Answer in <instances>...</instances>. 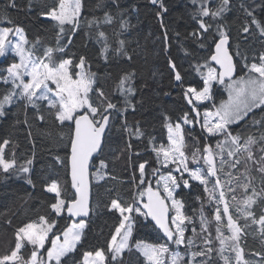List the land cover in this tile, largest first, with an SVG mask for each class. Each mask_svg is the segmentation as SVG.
<instances>
[{"label":"trees","instance_id":"1","mask_svg":"<svg viewBox=\"0 0 264 264\" xmlns=\"http://www.w3.org/2000/svg\"><path fill=\"white\" fill-rule=\"evenodd\" d=\"M221 3L222 0H207V3L204 0H197L196 3L193 0H161L157 4L151 3V0H81L78 27L74 28L70 24L61 26L48 18L50 10H58L59 0H15L14 8L8 7L9 0H0L1 28L21 29L26 35L29 51L36 58L43 59L50 48L53 49L52 59L55 62L71 60L73 76L78 74L76 65L83 58L86 73L94 76L89 102L93 106H101V111L109 102L115 105L108 112L111 126L103 151L93 164L92 216L86 221L87 229L76 251L64 257L60 264H83L86 253L94 255L98 250L104 251L107 264H148L135 244L163 245L172 250L178 248L176 243H170L163 236L148 216L134 211L131 250L118 260H113L108 250L115 229L123 219L118 210H110L113 201L119 202L122 207L132 206L147 213L144 204L148 200L149 186L167 198L158 180L163 174L173 173L176 165L163 170L160 150L161 146L164 150L169 149L168 126L182 123L185 116L194 124L184 130V150L189 162L192 163V153L199 149L200 162L204 164L202 157L207 154L204 149L209 145L221 158L218 157V172L216 177L210 178V185L213 188L214 182L219 179L230 216L243 230L238 248L244 249L245 263L239 264H264L262 226L253 223V219L258 220L264 215V173L258 170L264 167V161L260 159L264 155L260 151L264 148V141H259L264 136V107L256 109L245 121L228 129L232 136L240 137V151L231 148L232 155L227 150L220 154L216 145L222 148L224 139L230 140V137L221 135L216 140V137L207 134L202 125L205 111L227 100L225 84L215 83L211 101L202 105L194 101L192 94L186 95L188 88L202 91L206 87L197 68L211 63L216 45L224 36L231 39L238 77L247 76L249 71L245 65L259 64L260 57L264 55V35L261 34V28H264V0H230L228 10L220 16L201 15L202 8L211 12ZM165 8L167 11H164ZM106 16L111 17V23H105ZM201 22L209 26L206 32L200 28ZM60 48L64 51H58ZM13 63H19L18 56L0 57V98L13 90L18 94L13 97L11 105L5 106V115L0 117L3 158L8 162L15 161V167L9 172L0 167V257L14 249L18 229L37 223L42 217L49 223H55V230L44 252L57 235L62 236L71 227L73 221L66 212L59 216L51 208L59 199L55 193L46 191L51 183L58 184L66 208L76 200L70 179L74 125L69 122L60 124L56 119L57 108L48 107L47 101H36L34 103L38 106L33 107L26 97L19 98L20 89H15L12 83L2 82L8 79L7 69ZM171 64L175 65V69ZM176 72L181 76L180 81L175 80ZM129 74H132L131 83L126 82L124 88L131 87L132 95L120 88L121 80ZM100 92H103V97ZM40 116L44 119H39ZM256 120L261 123L256 124ZM249 137L259 142L247 145ZM249 152L253 154L252 159H248ZM237 160L239 163H236ZM101 164L106 167L102 168ZM142 164L145 165L143 177L139 171ZM24 167L29 168V172H24ZM96 167L101 169L100 181L96 178ZM177 179L180 186L175 198L182 203L186 218V246L180 248L186 258L181 263L237 264L236 251L234 254L225 250L221 252L223 244L217 239L221 232L225 238L232 235L227 227L228 216L223 211L218 185H215V195L210 199L201 183L191 181L186 174L182 177L177 174ZM182 179L188 180L190 186L185 187ZM29 180L32 183H28ZM246 185L247 192L244 191ZM253 191L256 203L246 208L244 202L253 195ZM217 209L221 215L219 222L215 220ZM249 212L254 216L245 219ZM217 227H220V232H217ZM228 240L231 241L225 239V242ZM208 248L211 252L193 258L194 253ZM31 251L32 247L26 245L22 250L25 259L29 258Z\"/></svg>","mask_w":264,"mask_h":264},{"label":"snow or ice","instance_id":"2","mask_svg":"<svg viewBox=\"0 0 264 264\" xmlns=\"http://www.w3.org/2000/svg\"><path fill=\"white\" fill-rule=\"evenodd\" d=\"M161 0H151V3L157 4ZM197 0H193L196 3ZM207 3V0H204ZM230 0H222L219 8L214 11H209L206 8H202L201 15L209 16L212 15L214 18L220 16L222 13L228 10V5ZM8 7H16L15 0H9ZM164 11H167L165 8ZM81 12V0H59V7L57 9H52L48 13V16L57 21L59 25L63 26L65 24L73 25L74 28L78 27L79 15ZM248 15H252L251 12ZM111 17H105V23H111ZM254 24L260 28L257 21L253 20ZM207 25L203 22L200 23V28L203 31L208 30ZM247 27L245 31H247ZM63 32V28L60 29ZM261 34L264 35V28H261ZM103 36V33L100 34ZM193 35H196L195 33ZM223 35V34H222ZM10 36H16L20 38V43H13L9 39ZM71 41H69L70 43ZM28 41L24 39L23 31L19 28L12 30H0V57H4L6 54L10 53L13 49L16 55L20 57L19 63H13L8 69V79H4L3 83H12L15 89H20L19 98L28 99V102L32 104L33 107L38 105L34 101L49 100V95L53 94L59 97L58 101H50L48 107L57 108L58 112L56 119L60 124H64L66 121L74 125V131L72 133V144H71V167H72V180L73 187L79 193V199L72 202L67 208L65 207V200L58 199L57 203L51 205L52 210L57 215H62L65 212L69 216H87V200H88V164L91 157L101 151V144L103 136L105 133V128L109 122L108 112L109 109L115 108L112 103H107L103 110H100L101 106H93L89 102V93L92 91V85L94 83V76L86 73L85 61L83 58L80 59L76 67L80 70L78 73V78L73 79L70 74L69 67L72 64L71 60H66L63 62H55L52 59L53 49H47V55L43 59H32L31 54L26 52L24 49V44ZM123 43V42H121ZM227 44V37L224 36L216 46V55L212 56L211 59L215 61L223 71L216 74L214 68L208 69L207 74L204 77L206 87L202 91L197 92L195 88H188L186 95L192 94L195 100L199 102H204L205 100H211V86L213 82L218 84H224L225 77L231 80L233 74L236 72V65L232 62V57L228 55L224 45ZM34 46V45H33ZM58 51H64L63 48L58 49ZM107 51V49H105ZM131 59V57H129ZM46 61V62H45ZM260 63H252L250 66L245 65L248 68L249 73L258 74L256 76L249 75L247 79L240 78L232 85H229V99L225 103L216 109L215 112H205V120L203 122V128L207 131L210 136L224 135L231 138V144L235 146L234 151H240V137L232 136V133L228 130L229 125L234 123H239L243 120L249 112L256 108L264 107V55L260 57ZM175 69V65H170ZM207 67V65H205ZM30 77L28 82H25V77ZM132 74L126 75L120 83V88L127 91L130 95L134 94L131 87L124 88L125 83H131ZM175 80L180 81L181 76L179 72L175 73ZM49 84L55 85L56 91L52 92ZM39 93V95H38ZM18 94L15 90L8 92L2 98H0V117L5 115V106L11 105L13 103V97ZM99 95L103 97V92ZM189 103L192 100L189 99ZM199 113L197 112V116ZM39 119L43 120L44 117L40 116ZM213 121H216L213 123ZM184 124L192 123L187 116L183 118ZM256 124H260V120L255 121ZM169 127V132L172 135L169 136L172 146L168 150H164L161 146V153L163 154L164 160L161 162L163 167H168L171 164H179V167L175 168V172L180 173L181 177L184 173H188L191 179L198 180L202 185H207L211 177H216L217 169L214 162V154L212 146H208L204 149L207 153L206 156L202 158L208 165L207 169H195L190 170L188 167L189 157L185 155L183 151L184 147V136L183 129L180 123L175 125V128L171 125ZM259 141H264V136L259 138ZM259 141L253 140L251 137L246 141L247 145H252L258 143ZM227 142V141H226ZM7 146V141H5L4 147ZM220 148V145H216ZM247 151V148H245ZM261 153H264V148L260 149ZM229 152V155H232ZM159 155V153H158ZM252 153L249 152L248 159H252ZM201 153L197 149L191 155V162L194 164L200 163ZM260 159L264 161V155H261ZM255 163V161H253ZM29 163H31L29 161ZM236 163H239L237 160ZM0 167H2L4 172H9L10 169L15 167V161L8 162L3 158V148H0ZM101 167H106V165L101 164ZM145 165L139 166V171L143 177ZM260 172L264 173V167L258 169ZM24 172H29V168L24 167ZM156 171V170H153ZM164 181L163 190L167 193V200L171 201V205L166 202L165 198H161L159 192H153L152 188L149 186L147 189L148 201L144 204V208L147 209V213L141 212L139 208H134L132 206L122 207L117 201H113L110 210H118L122 216V222L119 227L115 229V235L111 238V243L109 246V252L113 253L112 259L118 260L121 258L122 253L125 249H129V238L132 235V222L131 214L135 211L141 216H151L153 220L163 229L165 235L169 240H172L176 244H183L185 237V230L181 227L185 222V217L181 213L182 203L174 199L175 189L180 186L177 182V177L174 175H167L161 177ZM185 187H189L188 180H181ZM28 183H32L31 180ZM140 183L143 184L144 180L141 179ZM219 184V179L217 178L214 182L213 188L209 189L206 187V191L211 199L215 195V185ZM171 185V186H170ZM234 190V189H233ZM49 193H55L57 197L60 196V188L57 183H51L46 189ZM244 191H248V186H244ZM225 193L220 192L219 198L223 201ZM256 196L255 191L253 195L249 196L244 202L246 208H250L256 203L253 198ZM235 199V197H233ZM169 207L175 210V217L171 221L176 227L173 230L169 227L167 216ZM223 211L227 213L229 211L228 205L225 202ZM127 213V215H126ZM253 213L249 212L245 215V219L252 218ZM203 220V217H202ZM215 220L217 222L221 221L220 210L217 209L215 213ZM189 223L191 221L189 220ZM253 223H258L262 226L261 234L264 235V215H262L258 220L253 219ZM86 227L85 223L73 222L72 226L68 228L66 232L63 233V237L57 235L52 241L50 248L44 252L45 244L48 242V236L55 228V223H49L45 218H41L39 225L35 223L27 224L25 227L17 230L16 233V244L14 249L8 255L0 257V264H60L61 259L68 256L69 253L76 251V246L81 242L83 229ZM227 227L231 230V237H223V233L217 239H220L221 244L225 243V239H230L233 242L239 240L241 235V228L233 221L232 217L229 215L227 218ZM126 229V231H125ZM206 230V228H205ZM124 231L122 238L119 243H117V237H121V232ZM195 231V229H193ZM217 232H220V227H217ZM176 237L174 240L173 238ZM189 243H192L189 241ZM211 243V241H208ZM25 245H30L32 247L31 254L28 259H25L22 255V249ZM135 248L140 250L144 257L147 259L148 264H163L161 257L168 252L166 246L154 247L147 244H135ZM131 250V249H129ZM236 251L239 264V257L242 254V249L238 248V245L233 248ZM224 249H221L223 252ZM211 252L208 248L206 251H201L199 253H194L193 258L196 255H206ZM179 257L173 256L172 262L176 264ZM106 256L103 250H98L93 253H86L84 256L83 264H104ZM204 264H207L205 261Z\"/></svg>","mask_w":264,"mask_h":264},{"label":"rangeland","instance_id":"3","mask_svg":"<svg viewBox=\"0 0 264 264\" xmlns=\"http://www.w3.org/2000/svg\"><path fill=\"white\" fill-rule=\"evenodd\" d=\"M81 13V12H80ZM79 17H80V15H79ZM49 19H51L50 17H48ZM0 30H6V29H3V28H1L0 27ZM12 31H14V30H12ZM23 34H24V39H26L27 40V38H26V35H25V33L23 32ZM9 39L11 40V41H13V43H20L21 41H20V38L19 37H16V36H10L9 37ZM28 44H24V49H25V51L26 52H28V53H30L31 54V58L32 59H37L36 57H35V55L31 52V51H29V49H28V46H27ZM7 55H16V53H15V50L13 49L10 53H8V54H6L5 56H7ZM4 56V57H5ZM16 56H18V55H16ZM4 57H2V58H4ZM19 57V56H18ZM19 62H20V57H19ZM46 62V61H45ZM205 65H207V67H205ZM209 67L210 68H214L215 70H216V74H217V76L219 77V70L216 68V67H214L213 65H212V63H207V64H204V65H202V66H200V67H198L197 68V73L204 79V77H205V75L207 74V72H208V69H209ZM69 71H70V74H71V69H70V67H69ZM80 71V70H79ZM84 71H85V69H84ZM86 72V71H85ZM79 73V72H78ZM72 75V74H71ZM249 75H253V76H256V75H258V74H251V73H249L247 76H240V77H237V78H235V79H233V80H231V81H229V82H227L226 84H225V86H224V88H225V91H226V93H227V96H228V98H227V100L226 101H228V99H229V88H228V86L229 85H232L233 83H234V81H236V80H238V79H240V78H245V79H247V77L249 76ZM72 78L75 80V79H77L78 78V74L76 75V76H73L72 75ZM25 79V82H28L29 80H30V77H25L24 78ZM214 84H215V82H213V84H212V86H211V92H210V95L212 96V91H213V87H214ZM49 87L52 89V92L53 93H55V91H56V88H55V85H52V84H49ZM197 92H199V91H197ZM38 95H39V93H38ZM193 96V95H192ZM193 99H194V101L197 103V104H199V105H202V104H204V103H207V102H209V101H211V100H205L204 102H199V101H197V100H195V98H194V96H193ZM59 100V97L58 96H55V95H53V94H50L49 95V100H45V101H47L48 103H50V101H58ZM226 101H224L223 103H225ZM34 102H36V101H34ZM223 103H221V104H223ZM221 104L220 105H218V106H215V108L214 109H211V110H207V111H205V112H215L216 111V109H218L220 106H221ZM58 107H59V105L57 106V110H58ZM256 109H258V108H256ZM256 109H254V110H252L251 112H249L248 113V115L243 119V120H240L239 121V123H234V124H231V125H229V128L230 127H232V126H235V125H238V124H240V123H242L243 121H245L249 116H250V114L251 113H253ZM204 120H205V117H204ZM67 122V121H66ZM216 121H213V123H215ZM181 124V127H182V129H183V136H184V146H185V129L186 128H188V127H193L194 126V124H193V122L192 123H190V124H184L183 123V121H182V123H180ZM172 127H173V129L175 128V125H172V124H170ZM206 131V130H205ZM207 132V131H206ZM169 134L170 135H172V133H170L169 132ZM208 134V133H207ZM209 135V134H208ZM210 136V135H209ZM210 137H212V138H214V137H216V140L218 139V137H221V135H217V136H210ZM227 141V142H226ZM222 142V141H221ZM172 146V144H171V141H170V146H169V148ZM239 147H240V144H239ZM233 149V151H234V148H235V146L234 145H232L231 144V138H230V140H227V139H224V143H223V145H222V148H219V151H220V154L221 153H223L224 152V150L226 151H229L230 152V150H232ZM240 149H241V147H240ZM183 151H184V153H185V150H184V147H183ZM226 151V152H227ZM213 154H214V157L216 158V160H217V162H218V160H219V156L218 155H216V153L214 152V150H213ZM185 155H186V153H185ZM207 154H205V156H206ZM187 156V155H186ZM219 157V158H218ZM221 159V158H220ZM163 160H164V157H163ZM203 161H205V160H203ZM206 163V162H205ZM205 163L203 164L202 162H200V163H198V164H194V163H188V167H189V169L190 170H195V169H207V167H206V165H205ZM171 165H176V167H179L180 165L177 163V164H169L168 165V167H170ZM168 167H164V169L163 170H165V168H168ZM96 170L95 171H97L98 173H97V175H96V178H97V180L98 181H100L101 180V169H99V168H95ZM169 174H171V175H174V176H176L177 177V174H180V173H177V172H175V171H173V173H166V174H163L161 177H163V176H167V175H169ZM184 174H186L187 176H188V178L191 180V181H195V182H199L198 180H194V179H191L190 178V176L188 175V173H184ZM161 177H160V179L158 180L159 182V186H160V188L163 190V183H164V181L161 179ZM177 182L179 183V181H178V179H177ZM200 183V182H199ZM171 186V185H170ZM205 187H207V188H211V185H210V179H209V181H208V184L207 185H204ZM178 190V188H176L175 189V192ZM175 192H174V199L176 200V198H175ZM163 193H165L164 192V190H163ZM166 194V196H167V193H165ZM148 197V196H147ZM59 199H63L62 197H61V193H60V196L58 197ZM166 199V198H165ZM167 200V199H166ZM147 201L148 200H146V202H145V204L147 203ZM66 202V201H65ZM167 202L169 203V205H171V201L170 200H167ZM65 205H66V203H65ZM172 209V208H171ZM174 209H172V217H171V221L174 219V217H175V210L173 211ZM181 213L183 214V210H182V208H181ZM246 213V211L244 212V214ZM63 215V214H62ZM62 215H59V216H62ZM126 215H127V213H126ZM183 216H184V214H183ZM40 222L41 221H39V222H37V223H35V224H37V225H39L40 224ZM81 222H83V223H85V225H86V227L83 229V232H82V237H81V241H82V238H83V236H84V233H85V231H86V229H87V223H86V221H81ZM131 222H132V235H131V237L129 238V249H130V247H131V242H132V237H133V233H134V226H135V223H134V220H133V213L131 214ZM73 223V222H72ZM76 223H80V222H76ZM185 223H186V219H185V222H184V224H182L181 225V227L185 230V235H186V226H185ZM172 224V223H171ZM71 226H72V224H71ZM175 225L174 224H172V229L174 230L175 229ZM54 230H55V228H53L52 229V232L49 234V236H48V240L50 239V237L52 236V234H53V232H54ZM125 231H126V229H125ZM123 234H124V231H122L121 232V237H117V243H119V241H120V239L122 238V236H123ZM241 236V235H240ZM63 237V235L61 236V238ZM176 237H174V239H175ZM239 240H240V238H239ZM46 244H47V242H46ZM46 244H45V246H46ZM80 244V243H79ZM78 244V245H79ZM173 244H174V242H173ZM77 245V246H78ZM236 245H238V241H236V242H233L232 240L231 241H227V242H225L222 246H223V249L228 253V254H234V250H233V248L236 246ZM26 246V245H25ZM77 246H76V248H77ZM176 246L178 247L176 250H172V249H170L168 246H166L167 248H168V252L167 253H165L164 255H163V257H161V259H162V262H163V264H173V262H172V257L175 255V256H177V257H179V259L177 260V262H176V264H182L181 262L186 258L184 255H183V253H181L182 252V250L180 249L181 247H183V246H186V240H185V237H184V243L183 244H176ZM25 248V247H24ZM23 248V249H24ZM22 249V250H23ZM129 249H125V251L122 253V255L127 251V250H129ZM70 254V253H69ZM68 254V255H69ZM112 255H113V253H112ZM121 255V256H122ZM66 257V256H65ZM64 258V257H63ZM62 258V259H63ZM61 259V260H62ZM104 264H107L106 263V260H105V262H104ZM190 264H193V263H190Z\"/></svg>","mask_w":264,"mask_h":264},{"label":"water","instance_id":"4","mask_svg":"<svg viewBox=\"0 0 264 264\" xmlns=\"http://www.w3.org/2000/svg\"><path fill=\"white\" fill-rule=\"evenodd\" d=\"M221 39H222V38H221ZM221 39H220V40H221ZM220 40L218 41L217 45L219 44ZM217 45H216V46H217ZM224 49H226L228 55L232 57V62H233V64L236 65V72L233 74V76H232V78H231V80H233V79H235V78L238 77V66H237V63H236L235 57H234V55L232 54V51H231V39H230L229 37H227V44L224 45ZM216 54H217V53H216V48H215V54H214V55H216ZM214 55H213V56H214ZM211 63H212V65H213L214 67H216V68L219 70V74L223 71V69L220 67V65L217 64V63H216L215 61H213L212 59H211ZM231 80H229L227 77H225V82H224V84H226L227 82H229V81H231ZM224 84H221V85H224ZM108 116H109V122H108L107 127L105 128V133H104L103 140H102V144H101V151L95 153V154L91 157V160L89 161V164H88V172H87V176H88V200H87L88 215H87V216L75 217V216H69V215L67 214V212H66V215H67L69 218H71L73 222L88 221V220L91 218V216H92V209H91V207H92V169H93L94 161H95L97 158L100 157V155H101V153H102V151H103V148H104V145H105V140H106V137H107V135H108V132H109V129H110V126H111V115H108ZM214 162H215L216 169H217V172H218V163H217V160H216L215 157H214ZM70 179H71V183H72V187H73L71 159H70ZM218 188H219V191H220V192H221V191L224 192V191H223V188H222V185H221L220 182H219V184H218ZM73 190H74V192H75V194H76V200L79 199V193L76 191V188L73 187ZM153 192H156V191L153 190ZM160 196H161V195H160ZM161 198H163V197L161 196ZM76 200H75V201H76ZM73 202H74V201H73ZM166 202H167V201H166ZM225 202L227 203V200H226V197H225V195H224V197H223V201H222V203H223V208H224V206H225ZM71 203H72V202H71ZM71 203H69V205H70ZM167 203H168V202H167ZM168 204H169V203H168ZM69 205H68V206H69ZM227 205H228V204H227ZM169 206H170V205H169ZM228 208H229V206H228ZM225 214H226L227 216H229V215L231 214L230 209H229V211H228L227 213H225ZM171 217H172V209H171V207H169L167 220H168V224H169V227H170V228H172ZM148 219H149V221H151V222L156 226V228H157V229L163 234V236H164V237H165L170 243H173L172 240H169V239H168V237L165 235L163 229H161V228L159 227V225L156 223L155 220H153V219L151 218V216H148ZM236 224H237V223H236ZM237 226L240 227L239 224H237ZM240 228H241V227H240ZM241 230H242V228H241ZM242 233H243V230L241 231V234H242ZM173 240H174V238H173ZM239 249H242V254H241V256L239 257V263H245V255H244L245 253H244V249L241 248V247H239Z\"/></svg>","mask_w":264,"mask_h":264}]
</instances>
